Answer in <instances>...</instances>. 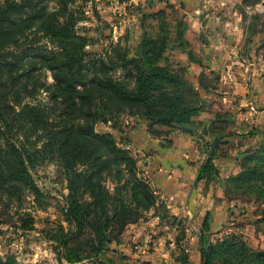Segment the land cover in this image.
Here are the masks:
<instances>
[{"label": "trees", "instance_id": "16d2710c", "mask_svg": "<svg viewBox=\"0 0 264 264\" xmlns=\"http://www.w3.org/2000/svg\"><path fill=\"white\" fill-rule=\"evenodd\" d=\"M49 1H57L59 10L49 12ZM74 2L0 0V219L14 209L20 215L21 229L31 230L33 219L22 212L23 204L30 196L34 204L43 197L35 183V170L45 159L53 158L65 177L67 194L61 213L67 226L58 223L49 230L47 239L59 261L78 263L85 259L98 264L111 252L110 245L119 243L124 229L137 223L157 199L147 178L137 170L136 160L118 147L109 133L97 134L94 126L110 122L111 114L119 113L143 119L154 137L165 136L159 127L191 134L190 126L195 125L202 106L199 91L192 84L152 58L142 60L134 55L114 65L86 53L85 39L77 34L70 10ZM33 26L57 49H26L25 30ZM189 58L192 60L191 55ZM19 64L25 68L14 72ZM129 66H134L135 75ZM117 68L124 71L123 79L133 80L134 90L115 80L112 73ZM45 70L50 72L51 84L38 81L40 75L45 78ZM39 91L47 94L51 107L49 103L46 107L22 104ZM21 123L29 124L31 132L39 136L21 139L16 130ZM193 136L197 143L205 139L201 134ZM37 143L41 146L36 148ZM203 146L206 159L197 170V180L216 174L212 161L218 141L207 140ZM256 156L264 163V145L243 157L249 161ZM249 174L264 181V172L252 170ZM245 180L244 173L238 174L237 182ZM217 246L226 252L232 243L222 241ZM216 247L208 244L201 248L200 264H215ZM252 256L254 264H264V251ZM0 264L17 262L7 257L0 259Z\"/></svg>", "mask_w": 264, "mask_h": 264}, {"label": "rangeland", "instance_id": "374dc122", "mask_svg": "<svg viewBox=\"0 0 264 264\" xmlns=\"http://www.w3.org/2000/svg\"><path fill=\"white\" fill-rule=\"evenodd\" d=\"M74 1L70 10L73 11L76 19L77 34L85 39L86 53L101 56L106 62L114 65L120 64L124 57L130 58L134 55L141 56L142 60L152 58L151 60H155L159 66L173 70L182 80L192 84V78L188 74L189 66H184L176 54L182 52L190 56L196 48V42H203L190 36H186L185 39L180 21L181 11L173 9L171 0ZM224 1L226 0H217L218 4ZM227 1L229 2L227 6L231 9L238 4L237 0ZM244 4L245 2L242 1L238 5ZM46 5L49 12L59 10L57 1L46 2ZM260 5L264 6V0ZM260 14V16L248 15V23L245 24L247 38L255 30H264V11ZM244 18L245 16L242 15L243 21H246ZM25 36L26 42L23 46H26V49L38 47L47 50L57 49L55 45L48 43L47 39L41 38V33H38L36 26L26 28ZM197 48L199 49V46ZM258 50L264 53V45ZM189 62L193 63L191 60ZM259 64L257 77L259 82L256 89L255 87L249 89L248 86L245 100L230 98L228 101L232 108L235 107L233 110L227 109L222 99L223 96L232 93L227 75H225L226 78L218 76L220 73L217 72L218 74L214 73L210 77H197L198 84L203 89L202 93L199 92V104L202 106V111L194 118V121L206 109H210L213 103L218 106V109L209 126L203 125V122L197 119L198 122L190 128L206 135L205 137L210 138L209 141H218L212 161L215 168L217 163L223 162H229L231 167V172L228 174L220 176L216 169V174L210 173L208 179H201L207 185L220 183V188L216 190L218 204L215 200L213 201L216 204L213 205L211 214L206 213L200 222L176 217L160 199L159 194L154 192L157 199L156 205L144 211L137 223L128 225L124 229L118 238L119 243L113 242L109 247L111 252L105 254L98 264H156L153 259L143 258L152 253L157 263L177 264L189 259L191 247L197 250L194 261L200 263L201 248L208 244L216 247L222 241L230 246L232 243V246L227 248L226 252H223L226 248H221L223 251L218 250V246L215 248L217 250L213 256L215 264L255 263L252 255L264 251V181L257 175H250L249 172L252 170H256L257 173L264 172V163L259 156L249 161H246L243 156L264 145V89L254 96L253 101L246 97L252 90L258 92L260 88H264V62L261 61ZM133 67L129 66L128 69L135 75L136 70ZM24 68V65L19 64L14 72L21 73ZM43 74L45 78L40 75L39 83L51 84L50 72L45 70ZM112 74L115 80L119 79L127 89H135L132 79L122 78L124 71L117 68ZM249 82L251 85V80ZM1 98L0 103L3 102ZM23 103L32 106L42 104L46 107L49 101L47 94L39 91L37 95L25 98ZM42 106L40 109L46 112L47 109H43ZM49 107H51L50 103ZM18 112V108L15 107L14 113L18 114ZM11 116L12 113L8 118ZM140 123L145 124L143 119L112 113L110 122H98L94 126V131L97 134L109 133L117 146L126 150L136 160L137 170L143 173L147 166L148 154L136 148L128 138V132ZM20 126L25 128L21 129ZM16 130L21 139L27 136L35 140L39 136L38 133L31 132L27 123L18 124ZM157 130L165 133V136L158 138L168 143L165 137L169 138V134L173 132L172 129L159 127ZM207 138L201 139L202 142L199 143L200 151L203 153L206 152L203 145L207 142ZM35 146L37 148L41 146V143ZM205 159L206 153H204ZM240 173L245 174L246 180L243 183L237 182V176ZM143 175L146 177L144 173ZM230 177L233 179H229ZM34 178L43 197L34 204L32 202L34 197L30 196L22 209V212H28L33 219L31 230L21 229L20 215L15 214L14 209L10 211L9 216L1 217L0 259L12 257L17 264H94L91 260L85 259L78 263L59 261L53 251L52 242L47 239L49 230L54 229L58 223L64 227L67 226L61 213L67 191L65 177L58 163L53 158L45 159L36 168ZM147 181L149 183L148 178ZM208 191L215 192V189L208 188ZM242 223L249 225L244 227L243 233L238 230ZM132 231L137 233L133 235L134 238L130 236ZM192 240H194L193 243ZM124 244L135 253L134 258L124 251L125 247L122 248ZM140 248L143 250H139Z\"/></svg>", "mask_w": 264, "mask_h": 264}, {"label": "crops", "instance_id": "0c3cea01", "mask_svg": "<svg viewBox=\"0 0 264 264\" xmlns=\"http://www.w3.org/2000/svg\"><path fill=\"white\" fill-rule=\"evenodd\" d=\"M171 1L174 5L173 9L181 11L180 21L183 25L185 39L186 36H190L203 42L200 44L198 41L195 44L196 48L191 54L193 63L189 62L190 58L185 53L176 54L184 66H189L188 74L192 78L193 87L202 93L203 89L199 88L198 76L210 77L214 73H220L218 76L225 77L231 74L232 79L228 82L232 93L223 96L222 99L227 109H235L228 100L233 97L245 100L248 86L249 89L254 87L256 89L259 82L257 79L259 63L264 62V53L259 52L258 49L264 45V30H255L247 38L245 24L248 23V15L260 16V13L264 11V6L260 5L263 0H237L238 4L242 1L245 4L242 6L237 4L234 9L227 6L229 3L227 0L220 4L217 0ZM242 15L245 16L246 21H243ZM175 48L178 49V47ZM249 80L252 82L251 85H249ZM252 85L255 86L252 87ZM263 89L260 88L258 92L252 90L251 94L246 97L253 101L254 96ZM216 109L218 106L213 103L210 109L200 114L198 121L209 126L214 120ZM197 119H195V124L198 122ZM172 131L169 138L165 137L168 140L167 143L150 135L145 124L140 123L128 132V138L136 148L148 154L147 166L143 173L148 178L151 188L159 194L169 211L176 217H185L194 222H200L206 213L211 214L213 205L218 204L216 190L220 188V183L207 185L203 180H197V170L204 160V153L200 151V145L193 136L200 134L199 131L192 129L191 134L175 129ZM201 136L206 135L201 134ZM207 140L209 141L210 138ZM216 169L220 176L231 172L229 162L217 163ZM208 188L215 189V192L208 191ZM214 200L216 203L213 202ZM248 226L247 223H242L241 228L238 229L239 232L243 233L244 227ZM133 235L137 233L132 231L130 236L134 238ZM191 242L193 243L194 240ZM123 247L132 258L136 256L129 250V246ZM196 251L194 247H191L189 259L187 258L185 263L177 264H200L199 261L198 263L194 261L197 257ZM153 256L154 253L147 254L143 258L153 259L156 264H163V262L157 263Z\"/></svg>", "mask_w": 264, "mask_h": 264}, {"label": "built area", "instance_id": "2783aa9c", "mask_svg": "<svg viewBox=\"0 0 264 264\" xmlns=\"http://www.w3.org/2000/svg\"><path fill=\"white\" fill-rule=\"evenodd\" d=\"M227 76L229 77V80L232 79V75L231 74H228Z\"/></svg>", "mask_w": 264, "mask_h": 264}]
</instances>
